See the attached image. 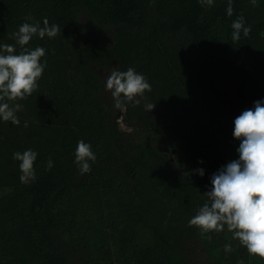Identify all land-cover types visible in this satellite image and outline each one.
<instances>
[{
    "label": "trees",
    "instance_id": "obj_1",
    "mask_svg": "<svg viewBox=\"0 0 264 264\" xmlns=\"http://www.w3.org/2000/svg\"><path fill=\"white\" fill-rule=\"evenodd\" d=\"M228 3L0 0V45L14 54L23 23L43 27L47 18L60 28L24 46L43 47L46 66L31 96L9 101L22 105L20 124L0 119V264H193L184 244L194 239L215 264H264L227 226L204 234L189 226L208 202L212 175L239 159L240 141L224 123L229 91L248 109L264 100V0H231L232 16ZM79 7L117 27L112 46L94 26L82 27ZM241 15L251 32L234 42L231 25ZM115 61L151 85L139 105H126L130 132L100 84L98 68ZM81 140L97 157L83 175L75 163ZM28 149L38 154L36 179L21 183L13 154Z\"/></svg>",
    "mask_w": 264,
    "mask_h": 264
},
{
    "label": "clouds",
    "instance_id": "obj_2",
    "mask_svg": "<svg viewBox=\"0 0 264 264\" xmlns=\"http://www.w3.org/2000/svg\"><path fill=\"white\" fill-rule=\"evenodd\" d=\"M201 6L211 7L214 0H199ZM257 6V0H251ZM228 16H232L233 7L229 0ZM31 20V16L26 17ZM232 40L239 41L241 33L247 37L250 26H245L244 17H237L232 25ZM60 33L58 25H49L47 18L43 27L36 24L23 23L18 32L14 33L16 43L21 47L19 54H14L13 45H0V119L19 125L16 113L22 105L10 104L9 101L23 100L31 96L38 88L45 64L40 62L45 55L43 47L34 50L24 47L34 36L43 39L45 36L54 38ZM106 90L110 91L115 107L125 110L127 103L139 105L146 99L144 93L151 91V85L143 74L129 67L126 71L113 69L106 80ZM155 104L147 103L145 108L152 111ZM27 127V122H25ZM233 137L240 141L237 149L239 159L229 162L211 177V190L204 194L206 202L189 220V226L200 229L201 233L222 232L227 226L233 238L247 249L250 255L264 259V100L254 102V109L244 110L234 120ZM37 153L31 149L15 152L13 159L20 161V181L28 183L36 179L34 162ZM97 159L91 145L79 141L75 151V163L81 175L91 171V164ZM53 166L48 161V168ZM200 176L203 169L196 170ZM210 238V237H209ZM225 252L232 250L225 244Z\"/></svg>",
    "mask_w": 264,
    "mask_h": 264
},
{
    "label": "rangeland",
    "instance_id": "obj_3",
    "mask_svg": "<svg viewBox=\"0 0 264 264\" xmlns=\"http://www.w3.org/2000/svg\"><path fill=\"white\" fill-rule=\"evenodd\" d=\"M78 17L79 22L82 25L84 29L89 28L90 26H94L101 37L103 38L104 42L112 46L114 42L116 41V32L117 27L115 25H107L104 23H101L97 21L90 12L83 7L78 8ZM113 69L118 70V64L117 62H112L109 64H104L102 67H99V77H100V84L103 88V94L106 98V101L110 104V108L113 111V114L115 116L116 121L119 123V127L123 132H130L132 130V125L130 121L126 117V109L120 110L117 109L115 105L114 98L112 97V94L110 91L106 90V80L107 77L110 75ZM230 96L229 100L225 103L224 109V123L229 130V132L233 133L234 130V120L237 116H239L244 110H247L248 108L240 101L237 94L234 92V89H231L229 91ZM159 111H156V113H162L163 118H165L164 109L161 107H157ZM153 112V111H152ZM155 114V112H154ZM161 120L162 117L159 115H153ZM124 118H126L127 122L124 121ZM173 117L169 116L168 119H172ZM177 153V151L174 150H168V156L170 159L174 160V155ZM186 248V255L187 258L193 263V264H215L212 260L208 258L207 252L205 250V246L199 242L198 240H189L185 242L184 244Z\"/></svg>",
    "mask_w": 264,
    "mask_h": 264
},
{
    "label": "water",
    "instance_id": "obj_4",
    "mask_svg": "<svg viewBox=\"0 0 264 264\" xmlns=\"http://www.w3.org/2000/svg\"><path fill=\"white\" fill-rule=\"evenodd\" d=\"M124 121L127 122L126 118H124Z\"/></svg>",
    "mask_w": 264,
    "mask_h": 264
}]
</instances>
